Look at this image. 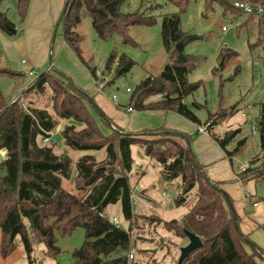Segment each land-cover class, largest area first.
<instances>
[{
  "label": "trees",
  "instance_id": "obj_1",
  "mask_svg": "<svg viewBox=\"0 0 264 264\" xmlns=\"http://www.w3.org/2000/svg\"><path fill=\"white\" fill-rule=\"evenodd\" d=\"M164 1L178 9L176 13L165 15L161 24L163 47L170 56V62L160 75H150L137 85L131 92L129 107L140 112L173 113L201 126L202 122L194 110L204 106L193 102L191 109L184 102L202 85L201 82L189 81V75L202 60L186 52V47L201 36L184 32L181 24V15L187 11L192 0ZM231 1L236 0H204L207 10L214 4H220L225 12H235ZM237 1L264 4V0ZM30 2L18 0L22 18H26ZM124 2L67 0L59 20L64 26V42L98 86V66H92V59L85 58L80 47L83 38L77 28L83 19L86 16L91 19L100 40L119 37L124 45L133 47L138 46L131 36L133 28L155 27L158 24L157 17L146 12L123 13L121 7ZM249 18H260L264 30V16L250 15ZM0 27H12L1 13ZM234 56H237L235 51L225 48L219 59L222 65L213 73L222 72ZM135 65L136 62L127 54L119 55L113 51L106 61L105 70L114 71V78H119L129 74ZM47 94H51L49 100L55 116L46 108L34 106L33 100H30L29 108H24V98H42ZM156 97L160 99L154 100ZM89 106H93L112 133L106 135L103 132ZM236 113L238 106L234 105L217 115H210L208 119V123L212 122L211 137L231 163L246 144V139H243L234 150H228V145L241 130L228 131L223 136L212 130ZM56 118L74 122L61 131L66 149L60 153L54 145L43 143L57 128ZM258 125L259 157L263 163L260 168H255L257 158L252 160L250 167L237 175L239 181H264V103L260 105ZM141 135L153 138L140 137L139 133L116 127L88 93L66 81L64 75L52 71L38 77L24 91L22 98L14 102L8 101L0 89V150H5L8 155V160L1 164L8 170L7 176L0 178L1 256L8 258L22 244L27 264H34L32 255L39 245L47 248V257L56 258L60 253L58 236L66 237L82 228L85 242L73 252L75 264H128L127 253L135 243L130 231L139 228L137 224L141 219H150V224L154 222L150 216L137 214L132 202L130 174L135 164L132 148L138 146L147 157L162 166V181L171 188L176 187L178 195L174 205L189 206L181 220L164 222L166 230L179 238H187L185 232L189 231L203 243L182 264H258L256 256L264 259L261 248L251 243L241 231V219L232 197L221 187L222 183L208 177L205 167L193 152L192 137L164 127L146 130ZM69 151L84 155L75 162ZM100 152L105 154L103 160L96 157ZM13 165L14 173L9 169ZM73 177L76 193L64 186V182ZM192 195L196 196V200L190 205ZM118 205L123 220L129 223V233L116 227L108 216V209ZM248 244L252 252L248 251Z\"/></svg>",
  "mask_w": 264,
  "mask_h": 264
},
{
  "label": "rangeland",
  "instance_id": "obj_2",
  "mask_svg": "<svg viewBox=\"0 0 264 264\" xmlns=\"http://www.w3.org/2000/svg\"><path fill=\"white\" fill-rule=\"evenodd\" d=\"M234 2L231 1L232 5ZM240 2L264 7V4ZM65 4L66 0H31L26 18H22L18 10V0H0V13L12 24V27L7 29L0 27V89L5 98L12 102L22 98L24 91L36 80L26 74L29 70H34L37 77L52 71L54 74L64 75L66 81L88 93L95 104L99 103L105 109H109L113 115H116L115 122L119 119L128 125L126 129H129L131 123L136 127L140 126L141 132L163 128L165 117L148 116L137 110L134 113H128L116 105L129 106L133 93H128L127 89L134 92L143 79L150 75H160L170 62V56L163 47L161 24L165 15L176 13L178 9L164 0H125L121 7L123 13L146 12L155 15L158 20L155 27H135L131 30V36L138 44L137 47L124 45L119 37L109 41L100 40L93 29L91 19L88 16L83 19L77 28L83 38L80 47L84 57L88 60L92 59L90 62L92 66H98L99 86L105 87L99 90L97 82L73 51L68 46L64 48V51L62 50L64 26L59 20ZM248 17L249 15L238 9L235 12H225L220 4H214L213 8L207 10L204 0L191 1L187 11L181 15V24L184 32L201 36L186 47V52L202 60L198 68L189 75L190 83L201 82L202 85L184 102L191 109H193V102L204 106L194 110L202 121V126L208 123L210 115H217L221 107L238 106L240 112L233 120L222 121L212 131L223 136L227 131L236 129L241 123L243 130L228 145V150H234L237 143L245 138H248L249 143L243 153L235 156L233 163L226 159V163L215 165L212 173L223 170L216 177L226 180L221 187H225L224 189L234 201L235 210L241 219V231L248 236L251 243L256 244L264 252V181L244 182L237 179L243 165L249 164V168L250 162L256 158L255 168H260L263 163L259 157L261 153L259 134L254 135L253 131L259 126V107L264 103V30L260 18L248 19ZM223 28L227 31H223ZM225 48L235 51L237 56L232 57L225 65V69L215 75L213 71L222 65L219 59ZM113 51L118 52L119 55L127 54L136 62L135 67L126 76L114 78V71L105 70L106 61ZM24 60L27 63L24 64ZM113 95L117 96L116 101H113ZM50 96L51 94L42 98L27 97L21 101L27 109L30 106V100H33L34 106L46 108L55 116L49 100ZM159 99L160 97L154 98V100ZM89 107L103 132L106 135L112 133V129L103 124L93 106ZM169 114L170 127L180 129L192 137L191 148L194 153L199 145L206 147V143L201 141L203 138L199 139L201 135L198 132V124L179 115ZM57 121L58 126L47 144L54 145L60 153L66 149L61 131L66 125L74 124V122L58 119ZM244 121L247 122L244 124ZM141 134L139 133L140 137L153 138ZM205 136L208 135H203L204 138ZM195 141L197 142L194 147ZM217 149L222 152L220 146H217ZM217 149L214 151L207 147L209 157H214V153L218 152ZM4 151L0 150V153ZM69 154L75 162L84 155L74 151H69ZM132 154L135 164L130 174V181L133 190L136 187L139 189L134 209L137 214L150 216L154 222L150 224V219H141L137 224L139 228L130 231L135 243L127 254L134 250L135 256L128 264H177L180 249L188 245L189 240L179 238L167 231L164 222L180 220L188 212L189 206L174 205L178 191L175 186L171 188L162 181L160 164L147 157L138 146L132 148ZM2 156L4 161L8 160V155ZM96 157L103 160L105 154L100 152L96 154ZM1 164L0 178H5L8 170ZM9 169L14 173V165ZM75 173L74 171V175ZM228 179L232 180L228 181ZM64 186L70 192L76 193L74 177L70 181H65ZM246 193L258 198L259 207L245 210ZM195 200L196 196L192 195L190 205ZM108 216L112 219L118 217L119 228L129 233V223L123 220L119 206H111L108 209ZM84 242L85 231L82 228L77 229L72 235L58 236L57 246L60 253L56 258L46 257L44 264L75 263L73 252L81 248ZM247 249L252 252L249 244ZM18 250L22 252V255L16 253L13 264H24L27 262L26 253L21 244ZM256 260L258 264H264V259L260 256H256Z\"/></svg>",
  "mask_w": 264,
  "mask_h": 264
},
{
  "label": "crops",
  "instance_id": "obj_3",
  "mask_svg": "<svg viewBox=\"0 0 264 264\" xmlns=\"http://www.w3.org/2000/svg\"><path fill=\"white\" fill-rule=\"evenodd\" d=\"M67 1V0H66ZM65 47H67V45H66V43L64 42V46H63V51H64V48ZM27 74V73H26ZM105 88V87H104ZM114 96V95H113ZM97 104V106L110 118V120L113 122V124L116 126V127H118V128H121V129H123L124 131H126V132H132V133H142L141 131H142V129H141V127L140 126H138V127H136V125H133L132 123L130 124V126H129V129H126L127 127H128V125H125L124 124V122L123 121H121V120H119V119H116L117 121V123L115 122V116L116 115H113L112 113H111V111H109V109H105L102 105H100L99 103H96ZM186 104V103H185ZM261 105V104H260ZM234 106V105H233ZM116 107H119V108H121V109H124V110H126L127 112H128V108H131V107H129V106H122V105H116ZM231 108V107H230ZM229 108H224V107H221V109H220V111L221 110H228ZM249 109H250V107H249ZM219 111V112H220ZM135 112V110L133 109V111L132 112H128V113H134ZM240 111H239V109H238V113H239ZM142 113H144L145 115H148V116H151V115H159V116H161V117H165V122H164V127H166V128H168V129H170V130H174V131H177V132H179V133H182V134H188V133H185V132H183L182 130H180V129H177V128H173V127H170V125H169V123H168V121L171 119V116H169L170 114L168 113V112H165V111H146V112H142ZM238 113H236V114H238ZM259 113H260V107H259ZM236 114L234 115V116H232V117H229L228 119H226V121L227 120H233L234 119V117L236 116ZM135 115V114H134ZM243 116H245V114H243ZM97 121V120H96ZM98 122V121H97ZM202 122V121H201ZM247 121H244V124L246 123ZM203 125V124H202ZM201 125V126H202ZM100 126V125H99ZM127 126V127H126ZM182 126H184V125H182ZM199 127L200 126H198V130H199ZM236 129H240L241 130V132H242V130H243V128H242V126H241V123L238 125V127L236 128ZM236 129H234V130H236ZM230 131H232V130H230ZM199 132V131H198ZM228 132V131H227ZM254 134V133H253ZM256 135L257 134H259V128L257 127V132L255 133ZM254 134V135H255ZM201 136L199 137V139H202L203 138V140H201V141H203V142H205L206 144V147H201L200 145H199V147H197V149H196V155H197V158H198V160H200L199 162L205 167V172H206V174L208 175V177L212 180V181H214V182H219V183H225L226 182V180L224 181V179H221L220 177H216L219 173H220V171H221V173H222V169L219 171V170H216V171H214L213 173H212V171H213V169H214V166L215 165H217L218 163H226L225 161H226V159H228L227 157H226V154H225V152L222 150V152L221 151H219L218 149H217V146L219 147V145L214 141V139L211 137V135L208 133V134H200ZM203 135H208L207 137L205 136V138L203 137ZM198 139V140H199ZM246 139V144H245V146L243 147V149L241 150V152L239 153V154H241V153H243V150L244 149H246V147H247V145H248V143H249V140H248V138H245ZM196 142L197 141H195V143H193V146L195 147V144H196ZM207 147L209 148V149H211V150H214V151H216V149H217V151L218 152H215L214 154H215V156L214 157H209V154H208V152L206 151V149H207ZM210 151V150H209ZM235 158V157H234ZM244 166H249V164H245V165H243L242 167H244ZM241 167V168H242ZM225 168H227V166H226V164H225ZM241 168H240V172H241ZM228 173V172H227ZM229 180H232V179H228V181ZM225 187H223V189H224ZM225 190V189H224ZM226 191V190H225ZM119 206V205H118ZM259 207V206H258ZM119 208H120V210H121V207L119 206ZM181 220V219H180ZM1 239H2V233H1V229H0V245H1ZM22 245V244H21ZM19 246H20V244H19ZM23 246V245H22ZM42 247H45L44 245H39V246H37V247H35V249H34V253H33V260H34V264H44V261H45V259H46V252H47V248L45 247V248H42ZM19 248V247H18ZM23 249H24V247H23ZM25 251V250H24ZM16 253H18V254H20V255H22V252H20V250H16L11 256H9L8 258H6V259H4L2 256H1V252H0V264H13L14 263V260H13V257H14V255L16 254ZM48 258V257H47ZM26 261H27V257H26ZM28 263V261L27 262H25L24 264H27ZM69 264H75V263H73V262H71V263H69Z\"/></svg>",
  "mask_w": 264,
  "mask_h": 264
},
{
  "label": "built area",
  "instance_id": "obj_4",
  "mask_svg": "<svg viewBox=\"0 0 264 264\" xmlns=\"http://www.w3.org/2000/svg\"><path fill=\"white\" fill-rule=\"evenodd\" d=\"M234 7L240 11H242L243 13H245L246 15H259V16H264V7L260 6V5H251V4H247V3H243L240 1H235L234 2ZM223 31H227L226 28H223ZM23 63H27L25 60L23 61ZM28 76L30 77H34L35 79H37V75L36 72L34 70H29L27 73ZM104 86H99V90H103ZM128 93H131L132 90L131 89H127ZM113 101L117 100V96L114 95L112 97ZM133 108H128V112H132ZM212 128V122L207 123L204 126H200L199 127V133L200 134H208L210 129ZM257 132V127L254 129L253 133L255 134ZM54 134V132L50 133V136L52 137ZM51 140V138H45L43 140V143H48ZM2 155H7V152L4 151L2 152ZM246 169H248L247 166H244L241 168V171L244 172ZM139 189L136 187L133 191H132V202L135 205L137 203V193H138ZM244 202H245V210H251L252 208L255 209L259 206V200L257 197L250 195L249 193H246L244 196ZM114 225L116 227L119 228L120 226V219L118 217H114L112 219ZM129 259L133 260L134 256H135V251L132 250L129 254Z\"/></svg>",
  "mask_w": 264,
  "mask_h": 264
},
{
  "label": "water",
  "instance_id": "obj_5",
  "mask_svg": "<svg viewBox=\"0 0 264 264\" xmlns=\"http://www.w3.org/2000/svg\"><path fill=\"white\" fill-rule=\"evenodd\" d=\"M3 161H4V158H3L2 154L0 153V163H2ZM185 234L189 240V243H188V245H186L185 247H182L180 249V257L178 260V264H182L183 261L191 255V253H193L195 250L201 248L203 245L201 239L197 235H195L189 231H186Z\"/></svg>",
  "mask_w": 264,
  "mask_h": 264
}]
</instances>
